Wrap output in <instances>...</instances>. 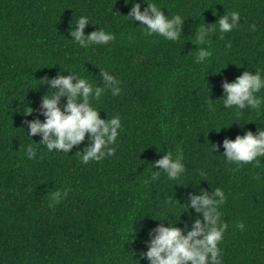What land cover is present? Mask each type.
I'll list each match as a JSON object with an SVG mask.
<instances>
[{
    "label": "trees",
    "instance_id": "16d2710c",
    "mask_svg": "<svg viewBox=\"0 0 264 264\" xmlns=\"http://www.w3.org/2000/svg\"><path fill=\"white\" fill-rule=\"evenodd\" d=\"M146 2L182 17L177 40L130 22L125 0H0V264H148L140 251L149 230L167 221L190 225L200 214L186 212L188 193L216 187L225 194L217 206L225 230L215 264H264V156L237 165L225 161L223 147L208 148L264 126V87L256 108L226 109L221 99L224 80L257 68L264 77V0ZM233 10L240 19L231 31L207 25ZM80 15L90 21L85 35L103 28L114 39L85 47L68 40ZM199 23L212 31L198 46L191 37ZM197 47L211 52L200 63ZM100 69L121 90L89 97L101 118L120 116L111 156L82 162L76 151L87 134L69 153L28 136L25 121L44 119L41 78L68 70L103 86ZM167 151L182 155L185 170L153 179L151 164ZM56 190L62 196L52 201Z\"/></svg>",
    "mask_w": 264,
    "mask_h": 264
},
{
    "label": "clouds",
    "instance_id": "9594fccd",
    "mask_svg": "<svg viewBox=\"0 0 264 264\" xmlns=\"http://www.w3.org/2000/svg\"><path fill=\"white\" fill-rule=\"evenodd\" d=\"M125 3L131 5L128 14L123 15L130 22L139 21L148 34L155 32L168 40L178 39L183 23L180 15L169 18L155 3L146 0H125ZM142 3L146 4L143 10H141ZM239 19L240 13L233 10L225 12L215 23L207 25H216L221 33H225L237 27ZM89 23L86 15L78 16L74 24L71 21L68 28L71 39L68 40L85 47L88 43L107 44L114 39L113 34L103 28L85 35L84 29ZM205 24L199 23L196 27L195 36L191 37L193 44L199 46L208 39L212 28L206 27ZM194 53V63H200L211 55L206 47H197ZM66 71L68 75L60 72L54 77L45 76L39 80V86L47 85L48 89L41 97L38 109L44 119L41 121L37 117L25 121L28 136L38 134L40 136L38 144H43L49 151L55 149L69 153L73 146L85 141L87 134V143L83 150L76 151L82 162L100 160L105 155L111 156L115 149L109 145H112L118 136V130L121 128L120 116L101 118L100 111L90 103L89 97L93 99L99 97L105 87H109L112 95L116 96L121 91L117 86L118 82L109 71L104 69H100L98 77L103 86L97 83L93 86L86 77L79 76L73 71ZM261 71L259 68L255 71L245 70L232 82L224 80L221 85L224 94L221 98L223 106L226 109L232 106L243 109L246 105L250 108L258 107L261 97L255 93L264 87ZM62 98L64 103L61 106ZM29 109L30 111L25 112V115H31L33 109ZM220 147L224 149L222 156L226 162L237 165L248 162L258 164L260 161L257 158L264 156V126L258 127L256 133L248 130L244 131L243 135H236L234 139L225 137L220 143L208 144L212 154ZM25 154L32 157L34 148L28 145ZM157 166L159 170H154ZM151 167L153 179L163 172L168 179L174 180L185 170L182 155L177 153L173 157L168 151L153 161ZM66 194L67 189L64 190L63 195ZM61 196L59 190L50 193L52 201H57ZM224 200L225 194L220 187L211 191L201 188L198 192H189L186 203L182 205L186 207V212L191 209L200 215L192 219L190 225L185 224L183 228L177 227V222L167 221V225L157 224L149 230V238L144 242L145 249L140 251V257L147 259L148 264H210V262L215 264L218 259V242L222 239L225 230L224 222L218 224L217 206ZM238 227L243 225L240 224ZM136 261L140 264L139 259Z\"/></svg>",
    "mask_w": 264,
    "mask_h": 264
}]
</instances>
